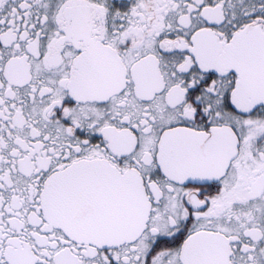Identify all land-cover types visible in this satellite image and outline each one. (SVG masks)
Wrapping results in <instances>:
<instances>
[{"label":"snow or ice","instance_id":"1","mask_svg":"<svg viewBox=\"0 0 264 264\" xmlns=\"http://www.w3.org/2000/svg\"><path fill=\"white\" fill-rule=\"evenodd\" d=\"M0 264H264V0H0Z\"/></svg>","mask_w":264,"mask_h":264}]
</instances>
